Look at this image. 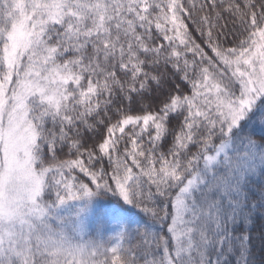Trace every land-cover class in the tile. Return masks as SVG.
Segmentation results:
<instances>
[{
	"label": "snow or ice",
	"instance_id": "1",
	"mask_svg": "<svg viewBox=\"0 0 264 264\" xmlns=\"http://www.w3.org/2000/svg\"><path fill=\"white\" fill-rule=\"evenodd\" d=\"M0 264H264V0H0Z\"/></svg>",
	"mask_w": 264,
	"mask_h": 264
}]
</instances>
